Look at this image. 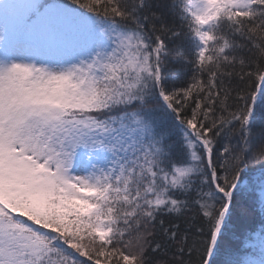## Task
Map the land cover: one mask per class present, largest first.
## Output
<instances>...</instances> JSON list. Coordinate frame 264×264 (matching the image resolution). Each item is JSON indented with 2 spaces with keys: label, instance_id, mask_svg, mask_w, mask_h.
I'll list each match as a JSON object with an SVG mask.
<instances>
[{
  "label": "snow or ice",
  "instance_id": "obj_1",
  "mask_svg": "<svg viewBox=\"0 0 264 264\" xmlns=\"http://www.w3.org/2000/svg\"><path fill=\"white\" fill-rule=\"evenodd\" d=\"M0 264H264V0H0Z\"/></svg>",
  "mask_w": 264,
  "mask_h": 264
},
{
  "label": "trees",
  "instance_id": "obj_2",
  "mask_svg": "<svg viewBox=\"0 0 264 264\" xmlns=\"http://www.w3.org/2000/svg\"><path fill=\"white\" fill-rule=\"evenodd\" d=\"M253 226L258 229L259 227V216H255Z\"/></svg>",
  "mask_w": 264,
  "mask_h": 264
}]
</instances>
